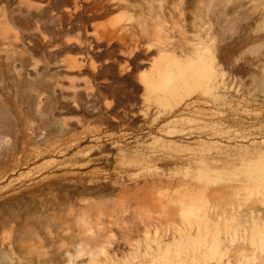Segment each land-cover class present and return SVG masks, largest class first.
Listing matches in <instances>:
<instances>
[{
    "label": "rangeland",
    "instance_id": "rangeland-1",
    "mask_svg": "<svg viewBox=\"0 0 264 264\" xmlns=\"http://www.w3.org/2000/svg\"><path fill=\"white\" fill-rule=\"evenodd\" d=\"M0 264H264V0H0Z\"/></svg>",
    "mask_w": 264,
    "mask_h": 264
},
{
    "label": "bare ground",
    "instance_id": "bare-ground-1",
    "mask_svg": "<svg viewBox=\"0 0 264 264\" xmlns=\"http://www.w3.org/2000/svg\"><path fill=\"white\" fill-rule=\"evenodd\" d=\"M156 21V20H155ZM154 21V29H160V23H158L157 21L155 22ZM152 24H153V22H152ZM153 26V25H152ZM153 28V27H152ZM153 33H154V36L153 37H156V38H158L159 36H160V34H159V32L157 31V30H153L152 31ZM152 34V33H151ZM205 35H203V37L200 39V40H203V38H205L204 37ZM208 36V35H207ZM209 38V37H208ZM220 38V37H219ZM210 40H213V38L211 39V38H209ZM221 39H222V37H221ZM200 40H198L199 41V43H194V42H196V41H187L190 45H188V46H185L184 48H182V47H180V49L182 48V51L181 52H178V53H180V55H178L179 57L181 56V60H189V59H191V58H193V57H201V56H203L204 55V59H205V57H207V58H212L213 56H215L213 59H217V57L219 56L218 54H217V56L216 55H214V53L216 54V52L219 50V48L217 47L218 45H216L215 44V46L217 47V49L218 50H216V52H214V50L216 49V47H214V43H211L210 45V47H212V48H214L213 50L211 49V52H210V48L209 47H207L206 45H207V43L209 42V40L207 41V38H205L204 40L206 41H204V42H202V41H200ZM197 41V42H198ZM221 41V40H220ZM191 42H192V44H191ZM222 42V41H221ZM203 43V44H202ZM166 47H167V45H165ZM164 47V46H163ZM165 47V48H166ZM178 47V46H177ZM176 47V48H177ZM230 48V47H229ZM162 49H164V48H162ZM161 49V50H162ZM168 50H170V52L171 53H175V49L173 50H171L170 48H167ZM178 49V48H177ZM179 49V50H180ZM221 49V48H220ZM165 50V49H164ZM169 51H168V55H170L169 53H170ZM213 53V54H212ZM218 53V52H217ZM176 55H175V57H178L177 56V53H175ZM171 56V55H170ZM176 59H179V58H176ZM180 60V59H179ZM197 60V59H196ZM209 60H211V59H209ZM186 62V61H185ZM215 64H217V63H215ZM214 69V68H213ZM215 70V69H214Z\"/></svg>",
    "mask_w": 264,
    "mask_h": 264
}]
</instances>
